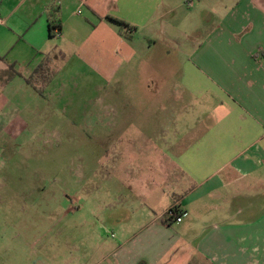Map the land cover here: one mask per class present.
<instances>
[{
	"label": "crops",
	"instance_id": "0c3cea01",
	"mask_svg": "<svg viewBox=\"0 0 264 264\" xmlns=\"http://www.w3.org/2000/svg\"><path fill=\"white\" fill-rule=\"evenodd\" d=\"M206 2L223 14L217 28L190 48L175 80L180 94L175 106L185 127L172 136L177 141H167L172 133L165 123L161 134L116 138V146L129 155H156L154 178L143 183L151 212L131 213L126 221L133 225L122 227L118 243L101 246L104 258L96 264H264L261 226L224 223L233 198H245L248 186L264 187V0H0L5 7L0 25L12 23L14 28L5 29L7 38L0 35V56L23 76L32 75L48 57L49 71L53 57L74 58L107 77V83L119 81L152 48L153 28L162 31L174 12L200 10ZM53 4L60 7L59 37L50 36L46 15ZM108 16L135 27L132 38L123 37ZM138 32L149 35L142 38L148 47L138 44ZM49 85L50 80L39 86L48 101ZM155 138L159 141L150 142ZM214 201L220 205L209 203ZM173 206L183 221L167 224L164 215ZM136 220L143 223L134 224Z\"/></svg>",
	"mask_w": 264,
	"mask_h": 264
},
{
	"label": "rangeland",
	"instance_id": "374dc122",
	"mask_svg": "<svg viewBox=\"0 0 264 264\" xmlns=\"http://www.w3.org/2000/svg\"><path fill=\"white\" fill-rule=\"evenodd\" d=\"M222 14L215 4L174 12L162 31L149 33L152 48L119 81L107 83L74 58L53 57L50 101L21 78L7 83L9 70L0 62V264H96L104 258L101 246L118 243L122 227L133 225L126 221L131 213L151 212L143 183L154 178L156 155H129L116 138L161 134L165 123L172 133L166 140L177 141L172 136L185 127L175 80L190 48L217 28ZM10 24L0 25L2 38L6 28L14 30ZM146 35L136 34L139 45L149 46ZM227 211L225 224L257 225L264 233V187L248 186Z\"/></svg>",
	"mask_w": 264,
	"mask_h": 264
},
{
	"label": "trees",
	"instance_id": "16d2710c",
	"mask_svg": "<svg viewBox=\"0 0 264 264\" xmlns=\"http://www.w3.org/2000/svg\"><path fill=\"white\" fill-rule=\"evenodd\" d=\"M46 15L49 20L50 24V36L56 37V31H62V20L60 16V7L57 4L49 5L46 8ZM106 20L117 25L119 27V33L125 37L126 39H131L132 35L131 33L136 30L135 27L131 26L129 23L113 18V17H106ZM0 62L7 64V69L9 70V78L8 82H11L14 78H21L24 80V82L29 85L31 88H33L36 92L43 94L42 87H39V82L41 79H45L47 81L51 80V76L48 73L49 67L48 63L50 62L49 57L44 59V61L35 69L34 73L30 75L29 77L23 76L16 68L15 64H8L6 62V59L4 57L0 56ZM165 223L172 224L173 220L168 218L166 214L164 215Z\"/></svg>",
	"mask_w": 264,
	"mask_h": 264
},
{
	"label": "built area",
	"instance_id": "2783aa9c",
	"mask_svg": "<svg viewBox=\"0 0 264 264\" xmlns=\"http://www.w3.org/2000/svg\"><path fill=\"white\" fill-rule=\"evenodd\" d=\"M56 36L61 35L60 31H56ZM166 216L173 220L175 223H181L183 221V215L180 213L179 209L175 206L171 207L166 213Z\"/></svg>",
	"mask_w": 264,
	"mask_h": 264
}]
</instances>
